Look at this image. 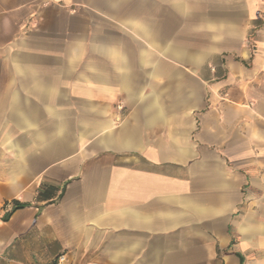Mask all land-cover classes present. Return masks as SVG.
I'll use <instances>...</instances> for the list:
<instances>
[{
	"label": "crops",
	"instance_id": "crops-1",
	"mask_svg": "<svg viewBox=\"0 0 264 264\" xmlns=\"http://www.w3.org/2000/svg\"><path fill=\"white\" fill-rule=\"evenodd\" d=\"M264 264V0H0V264Z\"/></svg>",
	"mask_w": 264,
	"mask_h": 264
},
{
	"label": "built area",
	"instance_id": "built-area-1",
	"mask_svg": "<svg viewBox=\"0 0 264 264\" xmlns=\"http://www.w3.org/2000/svg\"><path fill=\"white\" fill-rule=\"evenodd\" d=\"M65 261V255H60L59 257H57L55 264H63Z\"/></svg>",
	"mask_w": 264,
	"mask_h": 264
}]
</instances>
